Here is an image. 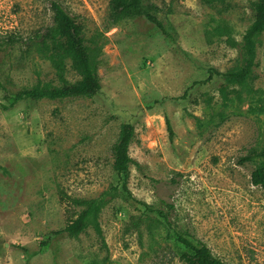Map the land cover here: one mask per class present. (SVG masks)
<instances>
[{
    "label": "rangeland",
    "instance_id": "374dc122",
    "mask_svg": "<svg viewBox=\"0 0 264 264\" xmlns=\"http://www.w3.org/2000/svg\"><path fill=\"white\" fill-rule=\"evenodd\" d=\"M52 1L0 0V264H184L175 231L231 264H264V190L255 164L238 162L264 141V33L249 86L220 74L242 63L259 0H144L166 31L143 15L113 19L111 0H57L81 23L102 90L5 109L24 88L60 84L43 52L47 31L68 46ZM124 123L136 129L127 185L141 202L113 167ZM71 198L100 199L99 231L59 232L81 209Z\"/></svg>",
    "mask_w": 264,
    "mask_h": 264
},
{
    "label": "trees",
    "instance_id": "16d2710c",
    "mask_svg": "<svg viewBox=\"0 0 264 264\" xmlns=\"http://www.w3.org/2000/svg\"><path fill=\"white\" fill-rule=\"evenodd\" d=\"M54 9V19L59 24L63 33L68 38V46L57 36L47 31L48 38L51 39L47 45L46 51H43L55 63L56 72L58 74L60 84L50 85L41 83L32 85L18 91L11 97L9 104H2L5 109L15 106L19 101L24 99L32 100H64L68 98L93 97L102 90V83L97 68L92 60L90 47L86 44L82 36L83 27L76 17L70 15L65 7L57 0L52 1ZM159 9L155 4L148 6L144 0H111L110 16L118 19L124 15H143L151 22L158 25L163 31L165 27L163 22L156 16L152 9ZM256 16L253 23L247 28L243 36V61L240 65L230 68L223 74L230 84L247 87L254 81L255 67L257 66V50L259 45V37L264 33V0H259L255 7ZM39 36V35H38ZM16 39L15 36L10 38L11 41ZM69 53L73 58V67L78 71L80 79L70 82L64 76L66 68V54ZM219 73V71H218ZM168 129L173 136V129L169 119H167ZM136 129L132 123H124L121 125L120 132L116 142L112 147L113 167L122 177V187L126 195L134 201H138L127 185L128 176L131 172V166L134 159L130 154V146L135 138ZM245 154L238 158L240 164L252 162L255 164L251 174V181L256 186H261L264 190V141L259 140V136L255 141L245 149ZM72 206H79L78 212L69 214V219L64 228L59 232H66L72 237H78L90 224L94 225L98 231L99 213L101 211V202L98 198H71ZM145 204L150 210H155L160 216L164 217L169 226L172 225L170 216L162 210L152 209ZM173 207V206H172ZM70 212V211H69ZM68 212V213H69ZM177 237L188 248L180 259L184 264H231L217 257L211 248L203 242L195 233L189 232L185 235L179 231H175ZM48 245V241L42 242V248Z\"/></svg>",
    "mask_w": 264,
    "mask_h": 264
}]
</instances>
